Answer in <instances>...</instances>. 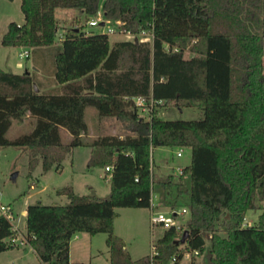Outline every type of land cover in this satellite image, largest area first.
Listing matches in <instances>:
<instances>
[{
	"label": "trees",
	"instance_id": "obj_1",
	"mask_svg": "<svg viewBox=\"0 0 264 264\" xmlns=\"http://www.w3.org/2000/svg\"><path fill=\"white\" fill-rule=\"evenodd\" d=\"M61 7L80 9L87 20L100 11L120 21L119 30L146 29L152 38L111 41L77 26L57 43ZM20 9L23 22L10 21L1 44L35 50L39 72L0 68V146L22 148L29 172L60 168L80 145L90 148L89 165L111 166L105 197L65 185L56 193L68 202L26 206L25 236L40 264H89L70 260L77 232H106L110 264H166L173 256L179 264L195 250L207 252V264H264V0H20ZM47 74L55 86L43 89ZM138 96L153 100L147 117ZM159 104L198 107L203 116L163 119ZM87 107L99 120L117 119L121 132L86 141ZM25 116L32 127L9 137ZM160 145L190 148L177 176L151 172V148ZM151 192L158 205L187 207L189 216L182 230L164 228L153 255L133 259L114 232L115 209L149 207ZM251 209L261 210L257 221L243 225ZM14 232L0 216V252L17 247Z\"/></svg>",
	"mask_w": 264,
	"mask_h": 264
},
{
	"label": "rangeland",
	"instance_id": "obj_2",
	"mask_svg": "<svg viewBox=\"0 0 264 264\" xmlns=\"http://www.w3.org/2000/svg\"><path fill=\"white\" fill-rule=\"evenodd\" d=\"M72 8H57L58 29H68L71 27H81L87 31H107L109 26L115 28V32L108 33L110 39H140L150 40V33L145 35L125 34L119 31L117 24L105 23L104 25L89 26L87 19L82 13L69 12ZM23 17L20 9V0H0V68L10 72L35 71L33 64L35 50L26 46H4L1 44V37L7 30L10 21H19ZM92 17L104 19L102 12H98ZM90 17V18H92ZM89 18V19H90ZM106 21V19H105ZM66 26V27H65ZM29 51V57H21L20 52ZM37 53V52H36ZM39 54V52H38ZM188 49L185 56H190ZM48 75V74H47ZM50 75H48L49 81ZM202 110L198 107L183 106L175 104H159L158 112L163 119H199L203 116ZM140 114L145 117L147 113ZM86 121L88 131L84 136L86 141H90L97 134L102 132L120 133L121 122L115 118H105L99 120L96 110L93 107L86 108ZM32 127V119L25 116L21 122L15 121L10 127L7 135H14L28 131ZM67 139V135H63ZM181 149V155L177 151ZM90 148L86 145L73 147L71 152L62 161L60 168H52L45 177L41 165L34 171L28 170V155L22 148L16 146H0V202L9 204L15 216V223L25 229V217L20 210L28 204L41 201L44 204H64L68 198L63 194H52L51 199L45 197V191H54L57 187L74 185L78 194L97 192L98 195L107 196L108 181L105 169L98 165H89ZM191 150L189 147L177 146H154L151 148V166L162 175L168 173L178 174V168L190 162ZM106 176V177H105ZM36 180L42 181L45 190L36 185ZM31 184H35L31 187ZM96 191H95V190ZM186 202V201H185ZM171 206L160 204L154 211L167 212ZM177 208V207H176ZM180 207L178 206L177 209ZM114 219L115 231L123 240L129 255L135 259L151 252L152 240H156L163 233L164 226L160 223L151 224L150 207H119L116 208ZM260 209H251L246 213L243 225H252L257 221ZM189 213L177 215L175 223L179 229H184ZM225 217L221 215L217 221V228L223 230L225 227ZM79 239L72 240L71 260L83 261L89 264H110L109 250L106 245V232L95 234L85 233ZM209 244V233L206 236ZM20 245H17L19 247ZM11 248L0 252V264H40L34 252L20 248ZM194 255L195 264H207V252L199 254L186 252L180 264H191V257Z\"/></svg>",
	"mask_w": 264,
	"mask_h": 264
},
{
	"label": "built area",
	"instance_id": "obj_3",
	"mask_svg": "<svg viewBox=\"0 0 264 264\" xmlns=\"http://www.w3.org/2000/svg\"><path fill=\"white\" fill-rule=\"evenodd\" d=\"M100 12V11H98ZM105 23L108 24H112L111 21L106 20L105 19H101V18H97V17H92L90 19L87 20V24L89 26H97V25H104ZM115 24H117V28L118 25L121 24L120 21H115ZM87 31V30H85ZM122 33H125L122 30H119ZM106 33H112L115 32V28L112 26H109L107 28V31H104ZM149 34L150 33V38H152V32H150L149 30L143 29L141 30V32L139 33V35H145V34ZM125 34H130L125 33ZM133 35V34H132ZM137 36V35H135ZM148 40V39H146ZM19 55L21 57H27L28 56V52L26 50L22 51L19 53ZM135 103L139 109V112L142 113H147L152 109L153 107V100L149 99L148 101H146L143 97H135ZM177 155H181V149L177 151ZM152 168V166H151ZM111 166L107 165L105 166V170H110ZM152 172V169H151ZM180 172V171H179ZM158 206L157 203V196L155 195V193L151 192L150 194V210H151V215H150V222L151 224H162L165 228L169 227L170 225H175L176 228H178V226L175 223V218L177 215H181L184 213H189V210L187 207H180L179 209L177 208H169L167 212L164 211H154V208ZM14 211L12 209V207L9 204H5L0 202V216L5 217L6 219H8L11 224H12V228L14 229V234L10 237V240L15 244V245H25L28 244L26 236H25V232H23L19 226L15 223V216H14ZM153 243V242H152ZM155 252L153 251L152 248V244H151V252L149 253L150 255H153ZM189 253V252H188ZM186 254V253H185ZM184 254V255H185ZM193 254H197V251H193ZM184 257V256H183ZM176 257L173 256L171 257V259L168 260V262L166 264H174L176 262Z\"/></svg>",
	"mask_w": 264,
	"mask_h": 264
},
{
	"label": "crops",
	"instance_id": "obj_4",
	"mask_svg": "<svg viewBox=\"0 0 264 264\" xmlns=\"http://www.w3.org/2000/svg\"><path fill=\"white\" fill-rule=\"evenodd\" d=\"M69 12H79V13H82V10H80V9H76V8H72L71 9V11L69 10ZM56 19H57V17H56ZM23 17H22V19L21 20H19V21H16L18 24H21L22 22H23ZM66 27V26H65ZM85 30V29H84ZM65 31V29L63 28V29H61V30H57V35H56V42L57 43H59L60 41H61V39H62V34H63V32ZM96 32H104V30L102 29V30H100V31H96ZM110 38V37H109ZM120 38H116V39H110L111 41H113V40H119ZM26 50V49H25ZM27 52H28V56L27 57H29V51L28 50H26ZM35 70L37 71V72H39V70L37 69V68H35ZM49 79H50V77H49ZM42 81H43V89L44 88H50V87H53V86H55V84L53 83V82H51V84H49V81H48V76H45V75H43V77H42ZM202 110V109H201ZM202 112V114H203V111H201ZM158 115H160V113L158 112ZM40 165H38L36 168H35V170L39 167ZM181 167L182 166H180L179 168H178V174H179V171H180V169H181ZM103 169V168H102ZM152 169V173L154 174V175H156V176H161L162 174H160V172H156L153 168H151ZM34 170V171H35ZM48 171H50V170H48ZM48 171H46V172H44V174H45V177L47 176L46 174H47V172ZM178 174H175L176 176L178 175ZM106 177V176H105ZM106 179H107V181H108V179H109V175H107V177H106ZM36 185H38V186H40V187H42V189L41 190H45V189H47V187L46 186H44V184H43V180L42 181H39V180H36ZM108 190H107V193H109V191H110V184H109V181H108ZM35 186V184H31V187H34ZM72 187H73V190H74V192L75 193H77V191H76V188H75V186L74 185H72ZM58 188H60V187H57L56 189H58ZM56 189L54 190V191H51V190H47V191H45V197L47 198V199H51L52 198V194H56ZM95 190V189H94ZM96 191V190H95ZM93 193H95V194H97V192H93ZM61 195V194H60ZM98 195V194H97ZM108 195V194H107ZM155 195L156 196H158L156 193H155ZM98 196H100V195H98ZM102 197V196H101ZM25 208L26 207H22L21 208V210H20V213H21V215H23L24 217H25ZM246 216V215H245ZM115 219V218H114ZM245 219V218H244ZM113 225H114V221H113ZM20 229L23 231V232H25V229H23L21 226H20ZM114 231H115V228H114ZM86 232H77V233H75L74 235H73V237L71 238V240H70V244H69V257H70V260H71V246H72V240H76V239H79L82 235L83 236H86V234H85ZM116 233V232H115ZM117 234V233H116ZM118 235V234H117ZM154 240H152V242H153ZM20 247H22L24 250H30L31 252H33L32 251V248H31V246L29 245V244H25V245H22V246H19V247H17V248H20ZM183 259V258H182ZM182 259H181V261H182ZM72 261V260H71ZM181 261L179 262V264L181 263Z\"/></svg>",
	"mask_w": 264,
	"mask_h": 264
},
{
	"label": "water",
	"instance_id": "obj_5",
	"mask_svg": "<svg viewBox=\"0 0 264 264\" xmlns=\"http://www.w3.org/2000/svg\"><path fill=\"white\" fill-rule=\"evenodd\" d=\"M134 41L137 42L138 41V38L135 37L134 38ZM33 88H34L35 91H38V87H37V85L35 83H33ZM187 232H188L187 230H184V232H183V239L186 236Z\"/></svg>",
	"mask_w": 264,
	"mask_h": 264
}]
</instances>
